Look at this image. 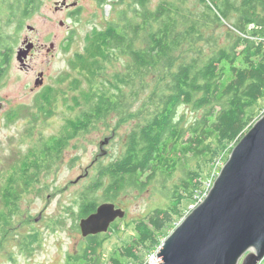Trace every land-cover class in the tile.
<instances>
[{"label": "trees", "instance_id": "1", "mask_svg": "<svg viewBox=\"0 0 264 264\" xmlns=\"http://www.w3.org/2000/svg\"><path fill=\"white\" fill-rule=\"evenodd\" d=\"M41 4L0 0V87L17 37ZM87 41L85 52L69 61L86 83L78 101L80 115L67 119L57 136L30 149L2 174L0 248L17 227L13 220L22 193L33 190L72 138L115 115L117 127L128 126L120 154L94 164L88 185L69 206L76 220L95 212L100 199L115 204L126 190L143 191L158 178L180 176L167 188L166 206L133 221V238L121 239V220L111 225L108 233L122 243L107 262L106 233L82 239L62 264H145L143 255L160 246L163 230L184 217V203L205 192L207 169L264 114V0H195L192 5L187 0L155 5L130 0L117 21ZM113 50L125 63L122 72L107 80L104 63L113 59ZM49 91L39 96L44 107L51 102ZM18 114L14 111L8 120ZM22 238L30 242L28 235Z\"/></svg>", "mask_w": 264, "mask_h": 264}, {"label": "rangeland", "instance_id": "2", "mask_svg": "<svg viewBox=\"0 0 264 264\" xmlns=\"http://www.w3.org/2000/svg\"><path fill=\"white\" fill-rule=\"evenodd\" d=\"M62 1L42 0L40 10L26 21L13 46V58L0 87V188L3 173L14 167L30 149L57 136L67 119L80 115L83 109L78 101L86 83L76 71L71 70L69 61L85 52L87 39L94 31L104 30L109 22L117 21L118 13L130 0L122 4H119L120 0H81L80 10L72 16L66 8L55 10V3ZM65 1L70 4L75 0ZM151 1L155 5L159 0ZM187 2L192 5L195 0ZM28 26L34 30H28ZM25 38L37 46L45 45L46 49L54 45L48 54L46 49L34 53L29 59L31 70L27 72L20 69L16 60V53ZM113 53V59L104 63L107 80H112L113 73L122 72L125 63L124 57H116L117 50ZM39 73H43V83L36 87L34 83ZM48 90L51 102L44 107L39 96ZM135 107L134 102L132 108ZM14 111L19 114L9 121ZM40 111H46V117ZM261 111L264 112V102ZM117 121L115 115H111L88 133L72 138L61 157L54 159L49 170L39 176L33 190L22 193L19 216L13 220L17 227L7 236L6 246L0 248V264H62L68 253L75 252L83 238L80 230H76L79 219L69 213V206L88 185L94 164L97 161L110 162L120 154V143L128 126L121 124L117 127ZM106 139L108 143H104ZM229 148H225L204 173L206 189L212 186L227 161L231 152ZM179 176L177 172L167 181L158 178L143 191L129 189L117 197L115 204L126 212V217L118 225L122 240L136 235L133 221L143 218L153 209L166 206L167 188ZM100 194L101 191L98 192L101 198ZM102 203L100 199L99 204ZM195 204V200L184 203V217L195 208ZM181 221H175L163 230L160 246ZM22 235H28V244L23 242ZM107 235L103 246L105 262L122 243L113 233ZM160 246L154 253L143 255L145 264L152 263L151 260L155 263L153 258Z\"/></svg>", "mask_w": 264, "mask_h": 264}, {"label": "water", "instance_id": "3", "mask_svg": "<svg viewBox=\"0 0 264 264\" xmlns=\"http://www.w3.org/2000/svg\"><path fill=\"white\" fill-rule=\"evenodd\" d=\"M76 2L69 5L65 0L57 2L55 10L75 7ZM27 29L34 30L31 26ZM24 46L16 54L20 67L34 44L25 41ZM53 49L51 44L47 53ZM42 78L43 73H39L36 87L42 85ZM125 217L126 212L114 203H102L95 212L80 219L81 236L84 239L106 234L114 222ZM156 258V264H260L263 261L264 114L232 148L205 198L162 242Z\"/></svg>", "mask_w": 264, "mask_h": 264}, {"label": "flooded vegetation", "instance_id": "4", "mask_svg": "<svg viewBox=\"0 0 264 264\" xmlns=\"http://www.w3.org/2000/svg\"><path fill=\"white\" fill-rule=\"evenodd\" d=\"M79 1H81V0H77V2L76 1H74V2H76L77 4H76V6L75 7H64V8H59L57 11H59L60 9H68V10H70L69 11V13L71 14V16L72 15H75V14H77L78 13V11L80 10V7H79ZM73 2V3H74ZM67 3V2H66ZM68 4V3H67ZM70 4H72V3H70ZM69 5V4H68ZM25 41H28V42H31L28 38H25V40L23 41V43H22V46L19 48V50H21V49H24V42ZM33 43V42H32ZM34 44V48L33 49H31L29 52H28V54L26 55V57L23 59V64H22V67H20V69H22V70H24L25 72H27V71H29V70H31V66L29 65V59L34 55V53H36V52H38V51H40L41 49H46V47H45V45H39V46H37L35 43H33ZM18 50V51H19ZM17 51V52H18ZM46 52H47V49H46ZM50 53V52H49ZM17 54V53H16ZM48 54V53H47ZM12 58H13V54H12ZM117 206V205H116ZM118 207V206H117Z\"/></svg>", "mask_w": 264, "mask_h": 264}, {"label": "built area", "instance_id": "5", "mask_svg": "<svg viewBox=\"0 0 264 264\" xmlns=\"http://www.w3.org/2000/svg\"><path fill=\"white\" fill-rule=\"evenodd\" d=\"M210 187L211 186H208L207 187V189H206V187H205V189H206V191H205V193H199L198 194V196L196 197V204H195V207L205 198V196H206V194H207V192H208V190L210 189ZM153 260L154 261H156V263H157V258L156 257H154L153 258ZM151 262H152V260H151ZM151 264V263H150Z\"/></svg>", "mask_w": 264, "mask_h": 264}, {"label": "bare ground", "instance_id": "6", "mask_svg": "<svg viewBox=\"0 0 264 264\" xmlns=\"http://www.w3.org/2000/svg\"><path fill=\"white\" fill-rule=\"evenodd\" d=\"M151 264H156V261H155V263L152 261V263Z\"/></svg>", "mask_w": 264, "mask_h": 264}]
</instances>
